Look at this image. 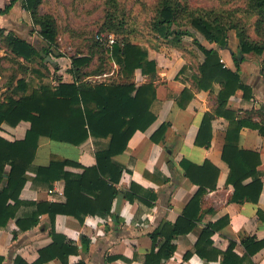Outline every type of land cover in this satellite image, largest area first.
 Returning <instances> with one entry per match:
<instances>
[{"label": "crops", "instance_id": "obj_1", "mask_svg": "<svg viewBox=\"0 0 264 264\" xmlns=\"http://www.w3.org/2000/svg\"><path fill=\"white\" fill-rule=\"evenodd\" d=\"M7 2L8 0H0V8ZM26 18L30 20V15L23 10L20 0H17L9 13L0 15V28L5 30V34L15 32L16 36L30 43L16 33V29L29 28ZM23 22L27 24L22 25ZM227 36L228 45L225 48L200 43L208 49H215L224 66L235 70L233 54L239 58L237 38L234 31H229ZM198 55L197 66L204 60L203 54L201 56L198 52ZM256 57L249 54L239 59L240 80L251 88L252 97L247 100L243 98L241 91H237L229 98L225 109L236 111L242 119L258 124L263 129L261 133L258 129L244 126L237 143L239 149L260 157L256 172L262 188L257 202L249 199L232 200L235 188L228 182L229 167L222 160L228 120L223 116H216L211 121L209 147L195 144L203 116L213 113L218 106L220 84L214 83L210 90H197V68L192 67L191 61L170 47L162 48L160 52L152 50L148 52V58L157 63L155 76H144L136 70L132 82L135 86L155 83L156 97L150 106L155 120L145 131L137 130L129 139L126 149L112 157V162L119 166L122 173L119 183L115 185L118 195L112 202L110 214H86L82 216V221L71 215L57 214L52 222L46 211L39 215L37 224L32 227L24 228L17 224V220H20L26 226L27 219L37 212V204H64L67 200L64 180L49 182L45 178H37L35 168L48 166L52 160H70L85 168L93 167L96 164L95 153L107 149L109 144V138L104 137H89L81 145L75 146L41 136L33 167L26 172V182L19 196L22 203L19 204L15 217L0 228V264H18V261L33 264L39 258V252L53 244V233L62 236L64 244L77 249V253L68 256V264H146V256L153 249L151 235L165 223L174 224L198 191V185L185 176L180 165L182 160L195 165H202L207 160L218 168L219 176L216 188L207 190L201 197L198 208L190 212L191 215L200 217L201 221L196 223L191 232L175 239V252L170 258L162 259L160 264H221V256L204 262L194 254L199 233L207 224H218V230L210 238L213 242L211 248L225 252L229 244L233 243L232 252L244 259L242 264H264V247L248 256L241 243L245 236L264 240V76L262 57ZM46 60L51 66L56 65L55 62H50L49 57ZM183 67L185 68L180 73ZM69 69L44 71L33 65L25 71L28 78L20 77L25 80L27 92L39 89L40 85L54 89L60 83L73 82ZM105 75L108 76L106 73L102 74ZM89 77L99 78L101 75L84 79L93 84L91 79L88 81ZM11 78L14 79L12 76ZM16 82L13 85L10 82V86L1 90V102L9 88L16 86ZM184 89H189L194 94L188 102L179 99ZM22 94L18 93L19 96ZM162 124L168 125L167 131L160 142H153L151 136ZM29 129L28 121H21L14 127L3 123L0 136L8 141H19L25 138ZM65 170L73 174L82 172L76 167H66ZM252 180V177L243 180L238 192L253 195L254 190L250 191L255 188L252 187ZM162 242L163 240H157L155 252ZM187 252L193 254L188 260H184ZM42 264L63 263L58 258H53Z\"/></svg>", "mask_w": 264, "mask_h": 264}, {"label": "trees", "instance_id": "obj_2", "mask_svg": "<svg viewBox=\"0 0 264 264\" xmlns=\"http://www.w3.org/2000/svg\"><path fill=\"white\" fill-rule=\"evenodd\" d=\"M17 0H8L1 9L0 15L9 13ZM43 0H22V8L32 20L33 26H37L38 33L52 46L57 43L58 30L54 17L50 14H41L40 6ZM160 10L155 28L164 37L170 33V27L174 24L176 15L182 8L178 3L173 5L171 0H160ZM248 9L256 16L254 23L257 32V40L247 32L240 21L229 19L226 21L221 16H213L207 11L189 10L191 26L199 32L203 38L220 48L228 45V32L234 31L237 38L239 58L254 54L262 57V74L264 76V0H248ZM226 21V22H225ZM182 33L176 32L174 39L180 40ZM184 34V33H183ZM0 41L15 58L32 62L36 58L45 61L51 55L50 46L42 49V54L34 45L25 39L16 36L12 32L5 34L0 28ZM204 60L197 66L196 89L210 90L214 83H219L221 89L217 97V108L213 113L203 116L195 144L209 147L211 142V121L216 116H223L228 120L226 142L223 147L222 160L229 167L228 182L235 188L232 200H251L257 202L262 188L259 174L256 172L260 164L259 155L243 151L238 148L240 130L244 126L258 129L262 127L240 117L236 111L225 109L229 98L237 91H241L243 98L250 99L252 90L244 85L239 76L240 61L233 54L235 70L224 66L215 49H208L201 43H195ZM95 45H100L96 41ZM112 61L119 66V76L123 81L118 83H89L84 81L88 76L102 75L101 65L87 72L84 67L91 62V57H73L71 59L70 74L72 83H60L56 88L40 85L39 89L27 92L25 80H17L15 87H10L4 101H0V129L3 123L12 127L21 121H28L30 129L24 139L8 141L0 136V228L6 226L11 218H14L20 203L21 190L26 182V172L32 169V163L41 136L58 142H65L75 146L84 143L89 137L109 138L107 149L96 152V164L93 167H83L70 160H52L48 166L35 168L37 178H45L52 182L63 179L65 182L64 204L42 203L37 204V212L27 219V225L23 226L20 220L17 224L21 227H32L38 222L42 212H48L53 222L57 214L71 215L82 221L86 214L109 215L113 200L118 195L115 185L119 183L122 170L112 162V157L121 154L127 147L131 136L137 131H145L155 120V115L150 111V106L156 97V85L153 82L135 86L132 78L136 70L144 76H155L157 63L149 60L145 49L129 42L115 43L111 52ZM183 67L180 73L184 70ZM22 92V95H18ZM17 95L18 97H15ZM194 94L189 89H184L180 100L188 102ZM168 125L162 124L151 136L153 142H160ZM185 176L191 182L198 185V191L184 209L182 215L174 224L165 223L156 229L151 235L153 249L146 256V264H160L162 259L170 258L175 252V239L191 232L200 217L191 215L196 210L201 197L207 190H214L219 176V170L209 161L202 165H195L186 160L180 163ZM66 167H76L81 173L73 174L65 170ZM252 177L254 194H242L238 187L243 180ZM212 178V180H211ZM209 179V182H208ZM128 198L131 199L129 195ZM75 208H78L75 210ZM115 221L117 219L115 218ZM218 230V224H207L199 233L194 245V254H197L204 262L216 260L221 256V264H242L244 259L238 258L233 252V243L229 244L225 252L211 248L213 242L211 236ZM53 244L39 252V258L33 264H42L50 259L58 258L61 263L68 264L70 254L77 253V249L69 244H64V238L54 233ZM163 240L158 251L155 252L157 240ZM241 243L246 249L247 255L252 256L264 247V240L255 237H242ZM193 254L187 252L184 260ZM18 264L22 262L18 261ZM84 264V263H80Z\"/></svg>", "mask_w": 264, "mask_h": 264}, {"label": "rangeland", "instance_id": "obj_3", "mask_svg": "<svg viewBox=\"0 0 264 264\" xmlns=\"http://www.w3.org/2000/svg\"><path fill=\"white\" fill-rule=\"evenodd\" d=\"M171 1L173 5L178 3L181 8L182 6L186 8H182L183 11L180 10L176 15L174 24L169 29V35L164 37L155 28L159 16L160 0H43L40 13L50 14L56 20L57 43L52 46L48 45L38 33V27L33 26L31 18L30 20L26 18L29 28L16 29V33L29 40L41 54L43 48L50 46L52 53L47 58L49 57L56 65L51 66L49 61H40L39 58L32 62L15 58L0 41V53H2L0 56V99L3 94L1 90L13 85L18 78H28L25 71L33 65L44 71L65 69L71 67L73 57H91L90 64L84 69L90 72L101 65L102 71L108 74V76L101 75L99 78L89 77L88 81L89 79L94 83L123 81L118 75L119 66L115 67L113 64L112 48H107L106 44L100 41L101 46L95 45L98 41L97 37H106L109 34L114 35L115 42L119 44L129 42L138 45L147 53L152 50L160 52V49L165 47L173 48L191 61L193 68H197L200 50L195 43L202 42L208 46V42L191 26L186 9L197 10L200 13L207 11L213 16L223 17L226 21L229 19L240 21L253 39L259 38L254 28L256 16L252 15L248 9V0ZM20 4L22 6V0ZM176 32L182 33L178 42L174 39ZM262 34L264 36V29ZM200 54L203 56L201 52Z\"/></svg>", "mask_w": 264, "mask_h": 264}, {"label": "built area", "instance_id": "obj_4", "mask_svg": "<svg viewBox=\"0 0 264 264\" xmlns=\"http://www.w3.org/2000/svg\"><path fill=\"white\" fill-rule=\"evenodd\" d=\"M97 38H98V41L104 42L106 44L107 48H112L113 45L116 43L113 34H109L106 37L100 36V37H97ZM221 62H222V60H221ZM113 64H114L115 67H117V65L114 62H113Z\"/></svg>", "mask_w": 264, "mask_h": 264}, {"label": "water", "instance_id": "obj_5", "mask_svg": "<svg viewBox=\"0 0 264 264\" xmlns=\"http://www.w3.org/2000/svg\"><path fill=\"white\" fill-rule=\"evenodd\" d=\"M240 60H241V58H239ZM50 62H52V61H50Z\"/></svg>", "mask_w": 264, "mask_h": 264}]
</instances>
